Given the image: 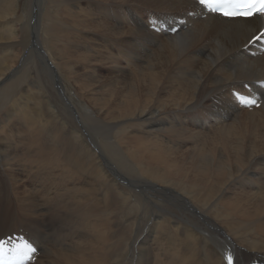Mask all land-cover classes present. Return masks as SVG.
I'll list each match as a JSON object with an SVG mask.
<instances>
[{
	"label": "bare ground",
	"instance_id": "obj_1",
	"mask_svg": "<svg viewBox=\"0 0 264 264\" xmlns=\"http://www.w3.org/2000/svg\"><path fill=\"white\" fill-rule=\"evenodd\" d=\"M28 1L0 0V86L30 67L0 100V237L36 238L31 264H224L227 247L264 262V102L230 94L264 80L261 17ZM147 12L187 26L156 33ZM147 208L143 231L128 216Z\"/></svg>",
	"mask_w": 264,
	"mask_h": 264
},
{
	"label": "snow or ice",
	"instance_id": "obj_2",
	"mask_svg": "<svg viewBox=\"0 0 264 264\" xmlns=\"http://www.w3.org/2000/svg\"><path fill=\"white\" fill-rule=\"evenodd\" d=\"M198 2L209 12L228 18H251L255 15H264V0H198ZM261 36H264V33ZM260 38V36L256 37L257 40ZM237 99L246 106L256 103L239 95ZM8 244H12V247H6ZM36 251V247L23 238L19 243H13L11 239L0 240V264H28ZM226 259L227 264H234L231 254Z\"/></svg>",
	"mask_w": 264,
	"mask_h": 264
},
{
	"label": "rangeland",
	"instance_id": "obj_3",
	"mask_svg": "<svg viewBox=\"0 0 264 264\" xmlns=\"http://www.w3.org/2000/svg\"><path fill=\"white\" fill-rule=\"evenodd\" d=\"M33 1V0H32ZM29 3H27V9H30L29 10V12L31 11V5H32V3H30V0L28 1ZM27 17H29V14L27 13ZM27 17H25L26 18V20L28 19ZM25 20V21H26ZM40 36H41V39H42V28H41V32H40ZM41 42H42V40H41ZM29 65H25L24 66V71H20V72H18V74H16V75H14L13 77H10V79H9V77L8 76H6V78L8 77V80H7V82H5L3 85H1L0 86V100H1V97H4V96H6V95H8L9 93H11V89L13 88L14 89V87H17V88H15V91H17L18 92V90L20 89L19 87H20V85H21V79H22V77H23V75L27 72V70H29ZM33 70H30V74H29V77L31 78V76H33ZM29 78V79H30ZM24 86V85H23ZM23 90H24V88H23ZM30 92V91H29ZM14 93H16V92H14ZM66 117H68L67 115H66ZM68 118H70V117H68ZM88 138V137H87ZM97 138H99L100 139V141L101 142H103V143H105V141H106V139L105 138H103V136H97ZM116 165H118V167H121L120 169L122 170V168L123 169H127V170H129L131 173H134L135 171H134V169H132L131 167H129V165H127L126 163H122V162H119V163H117ZM119 169V168H118ZM120 171V170H119ZM123 171V170H122ZM128 175V174H127ZM138 198V197H137ZM139 200H141V197H139ZM148 213V214H147ZM134 215V216H133ZM144 216V217H143ZM129 218H133V217H135L136 219H138V220H136V222L140 225V227H141V229L144 231L146 228H147V220L148 219H151V215H150V208H147V211L145 212V213H143L142 215H140V212L139 211H136L134 214H130L129 216H128ZM138 217H140V218H138ZM146 218V219H145ZM148 218V219H147ZM144 219V220H143ZM142 222V223H141ZM144 226V227H143ZM146 227V228H145ZM208 236H209V234H207ZM222 245V247H224L223 246V244H221ZM225 248V247H224ZM128 253V250H125V255H124V252L122 251V250H119V254H118V256H119V259H121V258H125L126 257V254ZM122 254V255H121Z\"/></svg>",
	"mask_w": 264,
	"mask_h": 264
}]
</instances>
